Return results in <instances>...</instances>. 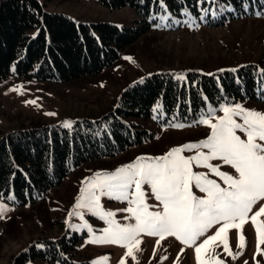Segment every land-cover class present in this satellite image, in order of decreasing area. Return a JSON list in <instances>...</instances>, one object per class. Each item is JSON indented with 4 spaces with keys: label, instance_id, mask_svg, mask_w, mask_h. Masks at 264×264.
<instances>
[{
    "label": "rangeland",
    "instance_id": "obj_1",
    "mask_svg": "<svg viewBox=\"0 0 264 264\" xmlns=\"http://www.w3.org/2000/svg\"><path fill=\"white\" fill-rule=\"evenodd\" d=\"M39 1L44 4L43 8L46 12L65 13L85 23L110 22L118 26H127L135 20L134 11L130 7L111 10L94 0ZM251 5L254 11L249 14ZM198 6V15L188 11V15H185V10H181L182 16L171 14V19L163 22L170 26L151 29L149 33L127 46L111 66L102 69L95 76H84L65 83H52L34 78H19L11 72L0 79V136L19 128L50 124L63 126L65 121L72 124L75 119L98 118L110 107L115 106L126 87L155 72H170L174 77L183 74L185 77L187 71L212 74L221 70H236L245 64H253L260 71L264 70V15H257L264 13V0L246 1L244 3L246 15L242 14L233 19L227 15L231 10L236 15L232 5H226L218 0H198ZM221 15L227 17L222 18ZM173 20L179 23H173ZM158 23H161L159 19ZM125 57H131L132 60H126ZM17 88L18 91L10 90ZM258 95L262 100L243 99L223 103H240L246 108L264 112V89L258 90ZM27 101H35V104L26 103ZM157 104L160 105L159 102L153 105L149 117L131 118L135 124L151 132L152 138L114 156L103 157L78 166L61 179L58 185L52 187L42 200L17 206L4 198L2 202L7 203L13 210L0 218V264H9L15 255L27 250L32 244L42 249L47 246L45 239L59 238L70 242L67 248L70 256L55 260L30 259L25 264H61L64 260L66 261L64 264H92L100 257L108 258L102 264H119L121 258H124L125 264H197L195 246L181 244L175 237H166L157 245L159 237L141 233L139 237L142 241L139 246L141 251L135 253L136 261L131 257H125L126 249L119 245L87 243L93 233L101 235L99 230L108 225L84 209L73 208L81 187L87 185L86 178L94 179L96 173L104 175L113 172L118 167L132 163L138 156H162L173 147L206 139L210 129L204 124H197L196 121L202 115H207L211 109H219V106L208 108L199 116L182 121L173 116L165 119L161 107L154 112L153 109L157 108ZM46 113L55 115H46ZM211 115L219 117L223 112L216 111ZM234 118L242 123L239 117ZM212 122H215V119ZM172 123L184 124L185 127H172ZM237 135L246 139L239 131ZM197 151L207 150L202 148L186 150L182 155L193 156ZM210 163L218 164L221 171L230 175L235 174L234 169L222 161L214 160ZM193 171L206 173L209 179H214L222 187H227L222 179L210 173L207 168L193 166ZM82 181H85L84 185ZM142 187L145 202L150 206L148 210L162 211V206H159L150 187L148 185ZM133 190L134 186L129 191ZM193 192L197 196H204V193L199 192L198 189L193 188ZM100 202L105 210L115 213L114 219L118 223H135L129 213L121 211L129 207L127 201L101 196ZM262 204L264 200L258 201L253 206L249 218L240 229L229 228L227 242L232 255L225 252L223 244L217 240L219 247L215 248V253L219 255L206 256L202 252V256L213 262L220 259L223 264H245V261L248 264H264V252L257 254L256 232L250 219ZM70 211L82 212L84 220L75 215L69 217ZM257 219L264 221V215ZM84 221L91 225L93 233H89L86 228L70 227L72 224H83ZM220 226L214 225L197 243L213 235ZM238 233L245 237V248L242 255L233 259V256L241 251L237 246ZM260 247L264 250V244Z\"/></svg>",
    "mask_w": 264,
    "mask_h": 264
},
{
    "label": "trees",
    "instance_id": "obj_2",
    "mask_svg": "<svg viewBox=\"0 0 264 264\" xmlns=\"http://www.w3.org/2000/svg\"><path fill=\"white\" fill-rule=\"evenodd\" d=\"M94 1L111 10L130 7L135 20L127 26L85 23L65 13L46 12L39 0H0V79L11 72L19 78L52 83L95 76L111 66L127 46L157 28L158 19L152 17L162 13L159 0ZM218 1L233 6L237 16L232 10L227 12L233 19L246 15L244 3L251 0ZM163 2L172 15L182 16L181 10L199 14L198 0ZM252 11L251 5L249 14ZM262 89L264 72L253 64L211 75L187 71L181 81L170 72L146 75L142 82L126 87L115 106L98 118L75 119L71 127L50 124L19 128L0 136V194L5 199L14 195L15 200L9 201L13 205L34 203L44 199L78 166L114 156L152 138L151 132L131 118L149 117L157 102L165 119L173 116L188 121L223 102L262 100L258 95ZM44 242L46 247L32 244L9 264L71 255L67 239Z\"/></svg>",
    "mask_w": 264,
    "mask_h": 264
},
{
    "label": "snow or ice",
    "instance_id": "obj_3",
    "mask_svg": "<svg viewBox=\"0 0 264 264\" xmlns=\"http://www.w3.org/2000/svg\"><path fill=\"white\" fill-rule=\"evenodd\" d=\"M159 3L162 14L159 17L153 16L152 19H159L161 23L155 26L157 28L170 26L163 22L171 19V13L163 0H159ZM184 14L188 15L187 10ZM172 22L179 23L175 20ZM125 59L132 60L131 57ZM176 78L185 79L183 74H177ZM10 90L18 91V88ZM26 103L35 104V101ZM160 107L161 105L157 104V108L153 111H157ZM216 111H222L223 115L213 117L211 113ZM46 115L55 114L46 113ZM234 117H239L242 123L237 122ZM213 119L215 122H212ZM196 123L204 124L210 129L206 139L173 147L162 156H138L132 163L118 167L113 172L104 175L96 173L94 179L86 178L87 185L81 187L73 208L86 210L105 221L108 227L99 230L101 235H95L87 221L80 225L72 224L70 227L86 228L89 233H93L87 243L113 244L125 248V257H131L133 261L137 259L135 253L141 251L139 246L142 241L139 237L144 233L159 237L157 245L166 237H175L181 244L195 246L197 264H223L220 259L213 262L206 256L219 255L215 253V248L219 247L217 240L223 244L224 251L232 255L227 242L229 228L240 229L249 218L253 206L258 201L264 200V112L246 108L240 103H221L219 109H211ZM63 126L71 127V122L65 121ZM171 126L185 127L184 124L175 123ZM237 131L243 133L246 139L237 135ZM200 148L207 151H197L193 156L182 155L186 150ZM214 160L229 165L234 169L235 174L230 175L221 171L218 164L210 163ZM193 166L207 168L210 173L222 179L227 187H222L216 180L209 179L206 173L193 171ZM81 183L84 185L85 181ZM143 185L150 187L159 206H162V211L148 210L150 206L145 202ZM133 186L134 190L130 192ZM193 188L204 193V196L195 195ZM101 196L127 201L129 207L121 211L129 213L135 223H118L114 219L115 213L102 207ZM3 200V194H0V218L13 210L7 203L2 202ZM14 200V195H7V201ZM68 215L79 216L84 220V214L80 211H70ZM262 215H264V204L250 217L256 232L257 254L264 252L260 247L264 244V221L257 219ZM65 223L67 224L68 221L66 220ZM218 224L221 226L213 235L197 243L210 228ZM238 241L237 246L241 251L234 255L233 259L242 255L245 248V237L240 233H238ZM202 252L206 256H202ZM107 259L100 257L92 264H102ZM119 264H125L124 258H121ZM245 264L248 262L245 261Z\"/></svg>",
    "mask_w": 264,
    "mask_h": 264
},
{
    "label": "crops",
    "instance_id": "obj_4",
    "mask_svg": "<svg viewBox=\"0 0 264 264\" xmlns=\"http://www.w3.org/2000/svg\"><path fill=\"white\" fill-rule=\"evenodd\" d=\"M96 2V1H95Z\"/></svg>",
    "mask_w": 264,
    "mask_h": 264
}]
</instances>
